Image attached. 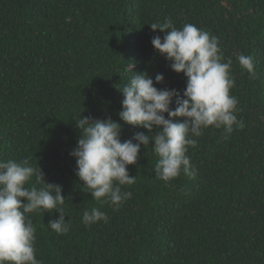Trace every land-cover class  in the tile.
Segmentation results:
<instances>
[{
  "label": "trees",
  "instance_id": "obj_1",
  "mask_svg": "<svg viewBox=\"0 0 264 264\" xmlns=\"http://www.w3.org/2000/svg\"><path fill=\"white\" fill-rule=\"evenodd\" d=\"M165 18L219 38L244 127L191 137L193 175L181 169L168 182L153 171L159 158L151 143L141 147L127 168L135 183L120 186L131 199L113 210L75 175V123L111 118L122 125V141L149 134L119 120V90L146 72L158 89L183 93V74L151 44L164 34L150 25ZM240 54L254 58V78ZM24 159L62 186L70 225L58 235L48 227L58 213L29 214L43 264H264V0H0V162ZM92 208L108 221L85 227L83 212Z\"/></svg>",
  "mask_w": 264,
  "mask_h": 264
},
{
  "label": "clouds",
  "instance_id": "obj_2",
  "mask_svg": "<svg viewBox=\"0 0 264 264\" xmlns=\"http://www.w3.org/2000/svg\"><path fill=\"white\" fill-rule=\"evenodd\" d=\"M150 28L164 34L163 39L154 36L151 44L156 53L170 62L171 71L183 74V93L158 89L146 72L133 74L119 90L123 99L118 117L123 124L142 127L148 135L137 132L132 140L122 141V125L111 118L80 116L75 123L79 138L69 153L76 163L75 175L93 199L101 201L107 197L104 202L110 203L113 210H119L123 202L131 199L132 193L122 192L120 186L135 183L136 177L130 176L127 168L136 164L141 147L151 143L159 158L153 171L158 179L168 182L178 177L181 169L185 175H193L186 154L189 147L197 146V140L191 137H200L202 130L209 127L223 128L229 135L234 125L238 129L244 127L235 115L238 101L229 94L235 86L230 75L232 61L223 62L219 38L191 23L178 29L170 18L153 23ZM237 60L254 78V58L240 54ZM132 67L128 65L127 72ZM163 79L157 74L155 84H161ZM181 119L183 122H178ZM153 129L157 130L155 135L151 134ZM33 177L35 183L26 187ZM61 193L62 186L45 182L40 168L30 165L28 159L0 162V264H43L35 255L36 227L29 214L56 212L58 218L50 220L48 227L58 235L67 233L70 225L65 220V198ZM108 219L104 212L92 208L83 212L82 222L89 227Z\"/></svg>",
  "mask_w": 264,
  "mask_h": 264
}]
</instances>
